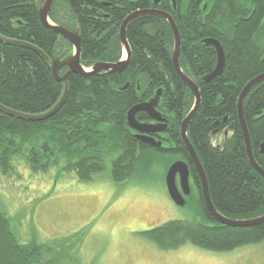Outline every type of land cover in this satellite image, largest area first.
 Listing matches in <instances>:
<instances>
[{
	"label": "trees",
	"instance_id": "16d2710c",
	"mask_svg": "<svg viewBox=\"0 0 264 264\" xmlns=\"http://www.w3.org/2000/svg\"><path fill=\"white\" fill-rule=\"evenodd\" d=\"M43 3L0 0V36L33 45L49 59H62L72 47L40 22L38 8ZM147 9L173 19L180 37L179 67L198 87L200 106L187 136L205 173L213 207L233 220L264 215V180L249 164L236 110L243 87L264 74V0H175V8L167 0L156 6L152 0H53L48 19L78 34L80 63L89 68L121 59V23L132 12ZM126 40L131 52L126 69L87 78L69 75L64 104L49 119L32 122L0 112V174L15 173V162L20 160L33 173L58 169L79 182H89L107 169L110 180L120 184L148 169L155 152L174 154L175 161L188 166L199 218L169 221L143 232L150 242L162 250L190 244L216 253L264 242V223L229 227L215 221L204 207L199 179L179 135L193 96L174 70L173 34L167 22L156 16L137 17L127 27ZM206 40L217 41L225 59L222 73L208 83L203 78L214 69L216 53L204 44ZM63 89L38 55L0 41L2 106L26 115L41 114L59 101ZM159 89L157 111L168 122L165 144L155 149L134 139L126 115ZM242 115L254 161L264 171V154L259 150L264 143V81L246 96ZM135 119L150 122L142 112ZM224 131L228 137L218 143L215 137ZM43 250L38 244H21L0 207V264H43Z\"/></svg>",
	"mask_w": 264,
	"mask_h": 264
},
{
	"label": "rangeland",
	"instance_id": "374dc122",
	"mask_svg": "<svg viewBox=\"0 0 264 264\" xmlns=\"http://www.w3.org/2000/svg\"><path fill=\"white\" fill-rule=\"evenodd\" d=\"M174 154L155 152L141 174L115 184L109 171L79 182L51 169L33 173L18 160L0 174V207L21 244L43 247V264H264V242L216 253L185 244L162 250L142 233L199 218L196 195L176 206L165 190Z\"/></svg>",
	"mask_w": 264,
	"mask_h": 264
},
{
	"label": "water",
	"instance_id": "95a60500",
	"mask_svg": "<svg viewBox=\"0 0 264 264\" xmlns=\"http://www.w3.org/2000/svg\"><path fill=\"white\" fill-rule=\"evenodd\" d=\"M161 1L163 0H152V3L154 6H156ZM167 1H170L173 8H175V0H167ZM52 4H53V0H44L42 6L38 8V17L40 22L46 29L51 30L55 35L66 40L71 45L72 52H70L64 58L49 59L41 50L34 47L33 45L8 40L2 38L1 36H0V41L10 45H19L25 47L31 50L32 52H34L36 55H38L45 63L49 64L51 74L54 80L56 82L64 84L62 96L53 107H51L49 110L41 114L26 115L8 109L2 106L1 104H0V112L10 117H15L18 119L32 121V122H41L49 119L50 117L54 116L64 104L68 92L66 82L69 75H76L80 78H87L89 76H93L101 72H105L107 74L122 73L128 66L131 56L130 48L126 40V30L128 25L130 24L131 21H133L137 17H142V16L159 17L167 22L173 34V50H172L171 59L174 70L177 76L179 77V79L181 80V82L190 90L193 96V106L180 124L179 135L182 146L185 148L188 157L190 159V162L193 165L197 177L199 179L201 198L203 200V204L206 211L218 223L233 228L254 227L263 224L264 215L248 220H233L226 218L216 211V209L213 207L210 201L205 173L202 169L200 161L197 158L194 148L187 136V128L193 121L200 106V94L196 84L186 75H184V73L181 71L179 67L180 37L171 16L168 13L158 11L156 9H147V10H139L132 12L123 20L118 32L119 43L122 48L121 59L116 63H96L89 68H84L80 63V53H81L80 37L76 32L63 28L61 26L54 25L49 21L48 13L52 7ZM204 44H209L213 46L214 51L216 53V64L214 69L210 74L206 75L203 78V81L205 83H208L214 80L215 78H217L222 73L225 59L221 45L217 41L206 40L204 41ZM62 69H66V70L64 71L63 75H60ZM263 81H264V74H261L250 80L243 87L237 100L236 110H237L238 122L240 125L241 134L243 137L245 151L249 164L252 167V169L264 180V171L254 161L249 135L242 115V106L246 96L255 86H257L259 83ZM160 96H161V90L159 89L154 93L153 97H151L148 101L135 105L127 112L126 115V124L127 127L134 133L133 135L134 139L142 143H145L155 149H161L162 142L154 138L152 135L156 133L164 132L167 126L166 117L157 111V106L160 100ZM140 112L146 114L150 122L140 123L136 121L135 115ZM259 150L261 154H264V143L260 145ZM189 177L190 174H189L188 166L185 162L181 160H177L173 162L166 171L165 186H166L167 195L170 198V200L178 207H184L185 199L190 196L191 189H190ZM177 179H178V183H177Z\"/></svg>",
	"mask_w": 264,
	"mask_h": 264
},
{
	"label": "flooded vegetation",
	"instance_id": "af4514ba",
	"mask_svg": "<svg viewBox=\"0 0 264 264\" xmlns=\"http://www.w3.org/2000/svg\"><path fill=\"white\" fill-rule=\"evenodd\" d=\"M167 120V119H166ZM167 122H168V120H167ZM166 129H167V126H166ZM166 129H165V131L164 132H162V133H156V134H153L152 136L154 137V136H160V138H158L157 140H159V141H161L162 142V144L164 143L165 144V140H164V135H165V132H166ZM228 137V134L224 131V133L222 134V135H218V136H216L215 138H216V141L218 142V143H221V142H223V141H225V139ZM162 146V145H161ZM166 174V173H165ZM189 180H190V196L188 197V198H186L185 199V206L188 204V201L191 199V198H193V196L196 194L195 193V191L193 190V188H192V184H191V179H190V177H189ZM164 183H165V178H164ZM177 183H178V179H177ZM165 190H166V186H165ZM166 193H167V191H166ZM170 199V198H169Z\"/></svg>",
	"mask_w": 264,
	"mask_h": 264
}]
</instances>
